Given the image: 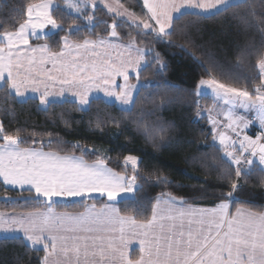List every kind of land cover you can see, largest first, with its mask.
I'll list each match as a JSON object with an SVG mask.
<instances>
[{"label":"snow or ice","instance_id":"snow-or-ice-1","mask_svg":"<svg viewBox=\"0 0 264 264\" xmlns=\"http://www.w3.org/2000/svg\"><path fill=\"white\" fill-rule=\"evenodd\" d=\"M98 6L111 16V23L99 21L106 24L107 37L97 34L95 39L72 41L65 35L60 38L58 50L47 43H30L33 37L46 39L44 30L49 26L57 32L79 31L81 18L95 27ZM63 7L72 20L66 30L56 18L61 6L56 0H41L16 10L22 21L13 30L0 31V100L27 103L38 99L45 111L53 104L71 103L82 112L96 102L118 106L132 116L142 89L176 87L164 79H141L149 64L156 65L157 75L166 70L167 64L152 47H141L137 37L150 36L153 42L172 44L177 31L186 37L201 20L215 17L239 20L246 29L258 30L262 47L254 53L259 71L252 79L258 78L259 83L252 88L222 82L213 75L219 72L213 52H202L199 57L191 53L207 76L196 84V95H206L210 90L214 99L226 107L223 116L227 123L223 124L218 119L220 113L213 118L209 110L213 147L218 140L215 150L220 153L211 168L221 179L230 181V188L212 207H200L183 197L162 193L151 203L150 215L141 219L137 215L142 211L139 202L131 201L135 205L133 214L122 213L113 203L122 196L134 197L142 187L138 182L144 179L139 157L125 155L122 173L109 167L111 158L95 147L82 146L78 141L68 145L79 150V156L61 149L45 151V146L51 148L62 142L52 133H47V140L42 135L37 140L40 134L36 132L29 137L20 129L9 132L0 121V181L27 191L30 195L25 203L43 205L26 212H0V234L5 239L19 240L28 251L42 250L39 264H264V210H230L242 191L241 180L258 177L264 183V0H142L139 13L130 11L120 0H63ZM121 24L135 31V35L129 32L127 43L117 42L122 38L118 31ZM179 46L182 50L195 47L191 40ZM239 51L237 67L245 56L253 54L249 47ZM133 73L136 82L130 83ZM117 77L124 83H118ZM226 78L239 80L235 76ZM0 111L12 114L9 109ZM145 115L150 114L141 112L132 123L146 142L155 146L157 133L174 125L160 120L147 122ZM197 115L203 116L198 104ZM108 119L120 126L114 117ZM254 121L261 131L255 137L242 135ZM221 126L228 131L221 130ZM97 127H103L99 117ZM29 138L31 146H25ZM163 140L160 135L159 141ZM88 154L96 159L89 161L85 158ZM129 169L131 175L127 174ZM156 179L166 182L164 177ZM92 193L106 197L107 202L99 207L85 203ZM77 197L83 211L56 210L62 201ZM0 199L11 200L7 196Z\"/></svg>","mask_w":264,"mask_h":264},{"label":"trees","instance_id":"trees-1","mask_svg":"<svg viewBox=\"0 0 264 264\" xmlns=\"http://www.w3.org/2000/svg\"><path fill=\"white\" fill-rule=\"evenodd\" d=\"M40 0H0V31L5 28H13L22 21L23 17L18 9L27 3H35ZM61 6V11L56 13L58 22L64 25L65 30L72 23L69 18L71 14L63 8V0H56ZM126 8L131 11L140 12L142 6L139 0H120ZM96 12L97 22L91 27L84 19L78 21L79 31L69 34L67 31L55 32L46 39H37L32 42H46L53 50L60 47V38L69 35L72 41H82L85 38L95 39L97 34L107 37L106 24L99 23L100 20L111 23V16L98 6ZM15 9V10H14ZM184 23L181 21V24ZM121 33L122 43H127L129 32L135 35V31L124 24L118 28ZM172 44L153 42L151 37H137L141 47L145 45L159 52L167 64L166 70L156 74V65L149 64L142 73V80L156 81L164 79L174 84V89H142L141 99H138L133 115L121 112L116 107H108L102 103L94 102L87 112L77 111L71 103H57L48 107L47 111L38 105V101L31 100L27 103L5 102L0 100V109H9L11 115L0 111V121L9 132L22 130L25 137L36 132L47 140V133L58 137L61 144H53L51 148L45 146L44 150L61 149L67 154L81 155L79 150H74L68 145L79 142L82 146L95 147L105 153L111 159L108 166L119 172H125L123 157L135 155L140 159V175L143 180L138 181L142 187L133 196L117 202L122 213L133 214L135 200L142 206V211L137 213L138 218L150 215L151 203L162 193H171L177 197H183L189 203L216 204L222 198V194L229 191L230 181L221 179L218 172L212 170L211 165L214 157L220 153L216 152L218 147L212 142V134L205 116L197 115V104L199 109L212 104L210 95H196V84L205 76V69L192 58L191 53L199 57L202 52L211 51L219 65V72L213 73L218 79L226 83H235V86L252 88L259 83L258 78L253 81L252 77H258V69L255 68L258 57L254 54L261 49V35L256 28L246 29L239 20L224 17L201 20L195 29L189 30L187 36H182L179 31L173 35ZM191 40L195 47L181 49L179 45L186 44ZM249 47L253 53L245 56L243 62L237 67V58L240 49ZM153 53V54H154ZM205 68L207 64L205 63ZM223 73L224 75H221ZM227 76L238 77V82L227 79ZM130 81H136L131 78ZM152 93V95H148ZM147 97L146 100L143 98ZM163 105L161 106V102ZM143 112L147 122L156 120L171 123L174 127L164 133H157V143L146 142L145 138L136 131L132 120L139 117ZM103 127H97V118ZM114 117L120 122V126L112 123L108 118ZM67 122V125L66 123ZM160 135L164 136L163 142L159 141ZM66 142V143H64ZM2 143V141H0ZM31 146V138L28 144ZM37 147L39 145L37 144ZM193 157L196 159L194 160ZM89 161L95 160L96 156L88 154L85 157ZM131 175L130 169L127 172ZM166 178V182H160L156 177ZM234 178V173H233ZM242 191L238 194L236 202L230 205L233 210L237 206H244L254 210H264V183L258 177L250 178L247 182L240 181ZM27 191H17L4 187L0 183V197L12 198L10 201H0V209L30 211L35 207L43 208V205L25 203L29 197ZM101 201H85V203H100ZM66 205V206H64ZM84 208L79 201L61 202L56 210L80 211ZM43 251H28L19 240L5 239L0 237V264H39Z\"/></svg>","mask_w":264,"mask_h":264},{"label":"crops","instance_id":"crops-1","mask_svg":"<svg viewBox=\"0 0 264 264\" xmlns=\"http://www.w3.org/2000/svg\"><path fill=\"white\" fill-rule=\"evenodd\" d=\"M140 1V3H141V5H142V0H139ZM41 2V0L40 1H38V2H35V3H40ZM106 11V10H105ZM46 33H47V36H49V35H51V34H53V33H55L56 31L55 30H52L51 28H50V26L48 27V28H46L45 30H44ZM63 37V36H62ZM90 39V38H89ZM35 40H37L35 37H33L31 40H30V43L33 45V46H37V45H43V44H45L46 42H32V41H35ZM117 42H119V43H122V42H120V41H117ZM131 78H135V73H133L132 74V77ZM130 78V79H131ZM117 82L118 83H120V84H122V83H124V81H123V79L122 78H120V77H117ZM130 83H135L136 81H129ZM100 95H102V93L100 94ZM67 99H71V97H70V95L67 97ZM37 101H38V105H39V100L37 99ZM39 107H41L40 105H39ZM205 116V118H206V115H204ZM207 120V119H206ZM208 123V122H207ZM255 128H260L259 127V125H253V123L250 125V130H249V135L250 136H252L253 137V135H254V132H255ZM212 134V133H211ZM212 142H213V138H212ZM216 144V143H215ZM217 145V144H216ZM45 151H48V150H45ZM0 183L3 185V183H2V181H0ZM4 187H6V188H8V189H12V190H17V191H20L19 189H14V188H12L11 186H5V185H3ZM3 197H5V196H3ZM128 197H131V196H122L121 198H119L118 199V201H116V202H113V203H115V204H117V202H119L120 200H122V199H125V198H128ZM11 200H12V198H11ZM80 200V198H70L69 199V201H79ZM101 201L100 203H96L97 204V207H99L101 204H103V203H106L107 202V198L106 197H102V196H100V194L99 193H92L91 195H90V197H89V199L88 200H86V201ZM0 201H6V200H4V199H0ZM88 204H92V203H88ZM192 204H195V205H197V206H200V207H212V206H214V205H216V204H201V203H192ZM237 207H244V206H237ZM237 207H235L233 210H231L232 212H235V210H236V208ZM245 208H247V207H245ZM84 210V208L82 209V210H80V211H66V212H71V213H77V212H81V211H83ZM13 211H15V212H17V213H19V212H26V211H18V210H6V209H0V212H9V213H11V212H13ZM30 211H32V210H30ZM57 211H65V210H57ZM0 237H4L2 234H0ZM134 250V249H133Z\"/></svg>","mask_w":264,"mask_h":264},{"label":"rangeland","instance_id":"rangeland-1","mask_svg":"<svg viewBox=\"0 0 264 264\" xmlns=\"http://www.w3.org/2000/svg\"><path fill=\"white\" fill-rule=\"evenodd\" d=\"M62 8L67 12V13H69L68 12V10L67 9H65L64 7H63V5H62ZM131 11V10H130ZM70 14V13H69ZM207 95H210L212 98H213V102H212V104L210 105V106H208V107H203L202 108V112H203V115H206V119H207V122H208V126H209V128H210V131H211V133H212V125L209 123V110H212L211 111V115H212V117L213 118H217V113H220V115H219V117H218V119H219V121L220 122H222V124L223 123H227V121H225L224 120V116H223V111H225L226 110V107L223 105V103H222V101H216L215 99H214V97H213V95L211 94V91L210 90H208V92H207ZM237 111L238 112H242V110H240V109H237ZM253 125H259L258 124V122H253ZM221 130H224V131H228L227 129H224L222 126H221ZM249 130H250V126L242 133V135L243 134H247V135H249ZM229 134H231V133H229ZM212 137H213V133H212ZM216 144H217V146L219 147V145H218V140L215 142Z\"/></svg>","mask_w":264,"mask_h":264},{"label":"built area","instance_id":"built-area-1","mask_svg":"<svg viewBox=\"0 0 264 264\" xmlns=\"http://www.w3.org/2000/svg\"><path fill=\"white\" fill-rule=\"evenodd\" d=\"M261 131V129L260 128H258V129H256V132H255V135H254V137L259 133Z\"/></svg>","mask_w":264,"mask_h":264}]
</instances>
